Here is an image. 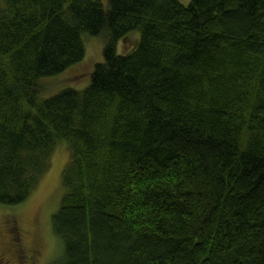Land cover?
I'll return each instance as SVG.
<instances>
[{
    "label": "trees",
    "instance_id": "obj_1",
    "mask_svg": "<svg viewBox=\"0 0 264 264\" xmlns=\"http://www.w3.org/2000/svg\"><path fill=\"white\" fill-rule=\"evenodd\" d=\"M102 33L88 84L43 97ZM61 141L51 264H264V0H0L1 204Z\"/></svg>",
    "mask_w": 264,
    "mask_h": 264
},
{
    "label": "rangeland",
    "instance_id": "obj_2",
    "mask_svg": "<svg viewBox=\"0 0 264 264\" xmlns=\"http://www.w3.org/2000/svg\"><path fill=\"white\" fill-rule=\"evenodd\" d=\"M187 2V0H181ZM106 4V3H104ZM107 5V4H106ZM137 33H132L122 40L118 51L125 53L136 44ZM107 35H90L85 42L86 54L81 62L71 66L55 77L44 79L43 97L53 95L65 87L83 88L90 79V73L96 63L104 59L103 50ZM127 50V51H126ZM71 159L67 143L58 142L54 148L51 167L41 178L40 183L30 196L16 205L0 203V248L7 250V256L12 259L6 264H22L17 261V250L8 249L9 225L15 223L21 232V245L26 249L37 250L33 264H51L62 260L64 256L63 243L53 230L52 218L60 207L65 193L64 171ZM0 251H3L0 249ZM2 264V263H0Z\"/></svg>",
    "mask_w": 264,
    "mask_h": 264
},
{
    "label": "flooded vegetation",
    "instance_id": "obj_3",
    "mask_svg": "<svg viewBox=\"0 0 264 264\" xmlns=\"http://www.w3.org/2000/svg\"><path fill=\"white\" fill-rule=\"evenodd\" d=\"M9 237L7 239L8 241V248L12 249L13 244L15 246V249L17 250V261H31L33 262L37 257V250L35 249H26L23 248L21 245V232L17 225L11 224L9 225ZM3 251H0V261H4L5 259L12 260L7 256V251H5V247L2 248Z\"/></svg>",
    "mask_w": 264,
    "mask_h": 264
}]
</instances>
